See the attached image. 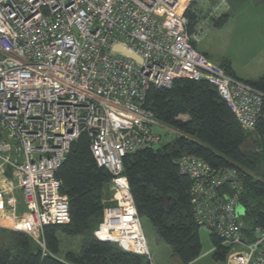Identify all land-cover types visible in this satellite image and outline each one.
I'll return each instance as SVG.
<instances>
[{"label":"built area","instance_id":"1","mask_svg":"<svg viewBox=\"0 0 264 264\" xmlns=\"http://www.w3.org/2000/svg\"><path fill=\"white\" fill-rule=\"evenodd\" d=\"M192 1L0 0V175L6 186L0 213L10 229L47 251L46 227L69 223L70 202L57 171L85 132L98 165L112 174L116 199L95 236L150 259L123 174L124 157L162 140V124L144 107L150 87L206 80L245 129L255 128L263 95L197 49L201 35L189 32L186 16ZM178 165L194 180L197 224L227 249L225 264H264V228H254L249 239L242 231L239 171L212 170L190 155Z\"/></svg>","mask_w":264,"mask_h":264},{"label":"trees","instance_id":"2","mask_svg":"<svg viewBox=\"0 0 264 264\" xmlns=\"http://www.w3.org/2000/svg\"><path fill=\"white\" fill-rule=\"evenodd\" d=\"M186 16L189 32H197V10L189 7ZM219 65L238 78L230 63ZM245 82L263 95L252 130L240 124L229 103L206 80L178 78L169 88L152 86L147 91L144 107L176 134L167 143H163L162 136L157 146L124 157L123 174L129 181L139 217L147 219L158 237L171 245L180 264H192L203 253L200 226L191 206L194 180L182 174L178 165L183 156H195L212 170L239 171L244 187L240 202L244 211L240 218L242 231L248 238L254 228H264V73ZM57 177L62 193L69 198V223L46 227L47 251L27 234L0 227V264H151L146 256L95 236L104 209L115 204L113 177L98 165L87 133L72 142ZM226 188L231 191L228 185ZM59 233L82 237L80 253L68 252L60 257ZM210 242L214 258L225 261L227 249L221 238L211 232Z\"/></svg>","mask_w":264,"mask_h":264},{"label":"rangeland","instance_id":"3","mask_svg":"<svg viewBox=\"0 0 264 264\" xmlns=\"http://www.w3.org/2000/svg\"><path fill=\"white\" fill-rule=\"evenodd\" d=\"M211 3L215 16L217 13L221 14L216 20H202L204 24L198 30L201 35L197 43L198 49L206 50L215 63H230L239 76L247 80L257 79L264 73V1L211 0ZM158 132L163 136V143H167L176 134L174 129L163 124ZM16 193L19 196L18 207L25 211L21 191L17 190ZM142 227L150 250L151 264H180L171 245L158 237L147 219H142ZM211 232L209 229L200 228L203 253L192 264H225V261L214 258V247L210 242ZM58 237L60 257L64 258L68 252L80 253L82 237L63 233H59Z\"/></svg>","mask_w":264,"mask_h":264},{"label":"crops","instance_id":"4","mask_svg":"<svg viewBox=\"0 0 264 264\" xmlns=\"http://www.w3.org/2000/svg\"><path fill=\"white\" fill-rule=\"evenodd\" d=\"M260 1H264V0H260ZM189 7H191L192 10H195V11L197 10V12H198V16H199L200 21H199L197 30H199V29L201 30L202 25L204 24L203 22L205 21V18H206V20L210 19V18H213L216 20L220 17L219 15L221 14V13H217L215 16V14H214L215 9L212 6L211 0H193L190 3ZM203 19H204V21H202ZM197 49H198V45H197ZM199 51L208 55L211 58L210 54L206 50H199ZM235 75L241 80H247L246 78L239 76L236 72H235ZM0 189H3V190L6 189V186L3 184L2 175H0ZM16 192H17V189L13 192V194L16 197V199L18 200L19 196L17 195ZM21 196H23L22 192H21ZM112 200H113V203L116 204V199H115L114 194H112ZM17 208H18L17 210H18L19 214L22 215V212H24V211L21 210V207H17ZM5 217H6L5 214L0 213V227L10 228V224L8 223V221L7 222L5 221Z\"/></svg>","mask_w":264,"mask_h":264},{"label":"water","instance_id":"5","mask_svg":"<svg viewBox=\"0 0 264 264\" xmlns=\"http://www.w3.org/2000/svg\"><path fill=\"white\" fill-rule=\"evenodd\" d=\"M239 210L241 211V210H242V208H239Z\"/></svg>","mask_w":264,"mask_h":264},{"label":"clouds","instance_id":"6","mask_svg":"<svg viewBox=\"0 0 264 264\" xmlns=\"http://www.w3.org/2000/svg\"><path fill=\"white\" fill-rule=\"evenodd\" d=\"M208 56V55H207Z\"/></svg>","mask_w":264,"mask_h":264}]
</instances>
